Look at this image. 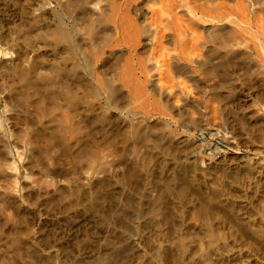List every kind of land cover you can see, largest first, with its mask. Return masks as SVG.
I'll use <instances>...</instances> for the list:
<instances>
[{
	"label": "bare ground",
	"instance_id": "obj_1",
	"mask_svg": "<svg viewBox=\"0 0 264 264\" xmlns=\"http://www.w3.org/2000/svg\"><path fill=\"white\" fill-rule=\"evenodd\" d=\"M39 9L48 11L49 42L40 47L23 35V50L0 63L9 80L0 85V229L16 247L2 251L0 264L14 263L22 245L49 242L43 229L29 237L44 217L71 218L86 202L101 225L133 237L131 264L239 259L242 252L221 246L227 232L239 236L230 226L237 214L228 217L233 206L227 213L231 203H223L224 173H216L241 144L264 143V0H46ZM32 13L30 30L41 41L43 16ZM246 89L257 102L241 112L237 94ZM21 124L19 144L12 130ZM252 163L236 167L231 192L264 188L261 162ZM142 187L144 205L131 197ZM117 188L115 209L106 194ZM30 254L28 264H42ZM130 254H116L117 264H128Z\"/></svg>",
	"mask_w": 264,
	"mask_h": 264
},
{
	"label": "rangeland",
	"instance_id": "obj_2",
	"mask_svg": "<svg viewBox=\"0 0 264 264\" xmlns=\"http://www.w3.org/2000/svg\"><path fill=\"white\" fill-rule=\"evenodd\" d=\"M44 4H46V0H30V1L29 0H0V52H1L0 63L2 61H5L4 60L5 57L3 58V56L4 55L6 56L7 52H8L7 56L9 53H10L9 56H11V55L16 56V54L18 55L23 50V48H24V45H23L24 40L22 39L23 35H29L35 39H38L37 44L39 43L38 46H40V47H42L41 45H43V46L46 45V42H49L48 37L47 38L45 37V36H47V34H46L47 30L46 29L48 27V20H49L48 19V11L46 9L45 10L39 9L40 11H37L39 6H43ZM34 11H36V13L40 12L43 16V18L37 24L38 28L41 29L42 32L45 34L44 37L41 39V41L39 40L37 34L30 30V27H31L30 22L31 21L29 19L31 18L30 17L31 13ZM45 50L46 49H44V51H43V49H41V51L38 50V54H40V56H42L44 60L47 59V55H46L47 51L45 53ZM6 79L7 78L0 76V85L4 84V82L5 83L7 81L9 82V80L8 79L6 80ZM10 79L12 82L17 81L16 82L17 85L20 84L17 79H15V78H13V79L10 78ZM247 92H248V90L246 89V92L240 91V93L237 94V98L239 99V103H240L238 106H240L239 108H241V110L239 109V111H241V112H242V109L245 107H249V109H250V106H251V109H252V107L255 106V104L257 102V94L254 93V94H252V96H250ZM246 99H247V101H246ZM244 104H246V105H244ZM31 105H32L31 103L28 104V106H26V110H29L30 112H32L33 107H31ZM4 109H5L4 105L1 102L0 103V118L4 117V116H2L4 114V111H3ZM247 110H248V108H246V110H243V111L248 112ZM2 119L4 120V118H2ZM213 124H214V122H212V120H210L208 117V121L206 122V125L209 128L211 127L210 129H214V127H212ZM22 126H23V124L13 127L12 134H14V138L16 140H18V138L20 139V134H21V131L23 129ZM253 135L255 136L256 134L253 133ZM259 137H257V138H259ZM8 142H9L10 148L11 147L13 148L15 141L9 140ZM257 143L262 144V146L259 144L254 145V146H252L253 144L252 145L249 144V146L247 147V146H244L243 144H241L240 147L242 146L241 147L242 152H240V154L237 152L238 155L237 154L229 155L228 161L227 160L225 161L226 166H224L225 168L223 167V171H221L222 170L221 169L219 172L216 173V174L219 173V175H220L221 172H223L225 174L224 175L222 173L224 176L221 175V177L219 176L218 179L220 178L222 181L220 186H221L222 191L223 190L225 191V192H223L224 193L223 195L226 194L225 195L226 197L224 196V198H223L224 199L223 203H227L230 201L229 203L232 204V205L231 204L228 205V203L224 204V205H226V207L224 206L226 209L228 206H230L227 210V213H228L229 209L233 206V208H231L230 212H229L231 214V216H228V217H233V216H236V214H237V216H236L237 219L235 217L236 223L234 221L233 222L234 224L231 223L230 226H232V225H233L232 227L237 226V228L235 227L237 230L242 228V226H245L244 227L245 229L244 228L241 229V231L244 232V230H246V226H250V224L252 222L254 224L256 223V226L251 224L250 231H245L244 234L240 230L237 231L236 229H233L232 231H234L235 235L237 237L239 236L236 241L234 240V238L230 237L231 235L227 232L228 231L227 229H225L222 232L220 230H218L220 233H224L226 231L227 235H229L226 239L229 242L224 241V243H223L221 241L222 247L226 244L223 248H226V246L228 248V246L230 245V247L232 249L234 247L236 252L237 251H238V253L242 252L239 255V259L238 258H233V259L231 258V259L220 260L219 262H217L218 264H264V224H263L264 223V210H263L264 209V188L257 191L253 187L249 191V193H251L250 196H249V193H248V195L246 194V196H245L243 194L239 195L237 192H236L237 193L236 194L235 191H232L235 195L231 192L232 185H233V181H231V179H232V177H234L235 172H237L235 170L236 167L239 168L242 166V164H243V166H245L248 163L253 165L254 163H252V162H257V163L261 162L259 169H260V172L262 175L260 174V176L262 177V179L264 178V160H262V159H264V148H262V147H264V145H263L264 143H261L258 141H257ZM19 144H20V141H19ZM250 147H252V149ZM256 149L258 150V154H257ZM246 151H247V153L249 152L248 155L245 154ZM253 151H254V153H252ZM254 154L255 155L257 154V155L254 156ZM243 155H244V157H243ZM248 156L250 157V159H248ZM231 157L233 159H231ZM233 160H235V161H233ZM238 162H240L242 164L240 165V163H238ZM244 162H245V165H244ZM237 163H238V165H237ZM157 166H159V165H157ZM229 166L231 169L229 168ZM159 167H155V169H154V170H156L155 172L159 171V169H158ZM226 167H228V168L226 169ZM224 169H225V172H224ZM149 170H150V167H149ZM226 170L231 172L232 175H231V173L227 172ZM154 174H155L154 177L158 178L160 176V175H158L159 173H154ZM37 175L38 174H36L35 176H37ZM226 175H227V177H226ZM216 176H218V175H216ZM222 177H223V179H222ZM226 180H229L228 183L232 182L230 187L227 185L228 183ZM234 180H235V178H234ZM21 184H22V186H26L29 183H27L26 179L23 177V178H21ZM222 184H224V185H222ZM225 184H226V188H225ZM144 190L145 189L142 187L137 192L139 195L136 194V192H134L135 194L133 193V195L131 196V193L129 194L128 191H127L128 193L124 192L123 195H125V193H126L127 195H125V196L130 195L131 197L134 198L136 203L144 205V203L146 204V202H147V199L145 202V199L143 198V197H146ZM226 190L228 192H226ZM252 190H254V191H252ZM202 191H203V189H202ZM203 192L205 194L208 193L205 195V196H207V198L210 197L211 199L212 198L215 199L213 196H211L212 194H210L209 191L208 192L203 191ZM258 192L263 193V194H260ZM119 194H121V189H118V188L114 191L112 189V190H109L107 192L106 195L111 202L112 208L116 209V207H118V203L115 201V197L117 198L119 196ZM227 195H228V197H227ZM236 196L237 197L241 196V198H238V200H237ZM113 197H114V199H113ZM243 197H246V198H243ZM233 198L235 199V203H234ZM213 199H212V202L215 201ZM226 199H227V202H225ZM240 199L243 200V202L241 204H240V202L242 200H240ZM245 199H247V200H245ZM112 200L115 202H113ZM66 202H70V201L67 200ZM258 202H260V203H258ZM242 204L245 206L243 207ZM248 205H249V207H248ZM83 206H88V203L87 202L84 203ZM83 206H78L74 211L70 212L69 214L71 216H69V217H71V218H67V214L58 215V217H50L47 219L44 217L42 223H37V225L34 226V228H32L29 237H31L33 239L37 238L40 235V231L43 229L50 236L49 242L47 241L48 243H46V242L38 243L37 241L35 242V240H34L33 244L28 243V246H24V245H22L20 247L17 246V247H19L18 249L21 251L20 252L21 255L19 254L18 256L17 255L13 256L14 258L13 257L12 258L14 259V263L12 262V264H28L29 263L28 256L31 255L30 253L35 254L34 256L38 257V258L36 257L35 260L40 259L39 261L36 260V262H38V263L42 262V264H44V263L45 264H53V263L54 264H83L85 262H87L86 264H88V263L94 262L95 260L99 261L100 259H102L104 257V255H106V258L109 257V258H107L105 264L120 263L121 261L119 259H117L118 257H115V255L116 254L117 255L122 254L126 250L130 254V251L132 250V247H133V245H132L133 244V237L130 236L129 233L126 235L124 233V230L118 226L114 227L112 225H110V226L101 225V222H102L101 218L98 216H95V215H91L90 212H86L84 210ZM252 208L254 211L252 210ZM103 209L105 211L107 210L109 212L108 204H107V208H103ZM238 209H241V210H238ZM260 210H261V212H260ZM238 211H240L241 213ZM232 212H234V213H232ZM251 213H252V215H251ZM253 214H255L256 216ZM247 216H248V218H247ZM252 216H254V217H252ZM0 218H3V217L0 216ZM238 219H240V220H238ZM250 219L251 220L253 219L252 222L251 221L249 222ZM78 222H80V223L78 224ZM94 223L96 224V227L95 228L93 227V229H94L93 230L90 227L93 226ZM237 223H240V225L238 226ZM245 224H247V225H245ZM259 225H260V227H259ZM253 226H255V227H253ZM18 227L22 228L21 226H18ZM22 230H23V228H22ZM235 230L238 233L235 232ZM239 231H240V233H239ZM86 232L92 234L91 241L85 242L84 234ZM251 232H254L255 234L251 233ZM225 234H224V236H225ZM170 235L172 236V233H170ZM170 235H169V237H170ZM245 235L246 236L249 235L250 237L247 238ZM253 236H254V238H253ZM225 237H223V238H225ZM24 238H26V241H27L28 237H25L22 235L18 237L19 241H21L22 243H23ZM251 238L254 239L253 242H252ZM10 239L11 238L8 236V234H6L4 230L0 229V255L2 254V251H7L8 249H14V248L16 249V247L13 245L14 243H12L10 241ZM248 239H249V241H247ZM109 240L112 241L111 244H110ZM222 240H224V239H222ZM231 241H232V243H231ZM238 241H239V243H238ZM236 243H237V245H236ZM247 243H249V244H247ZM11 246H14V247L10 248ZM129 256H130V260H128V264H131L133 262L134 257H136V255L130 254ZM43 260L46 262H43ZM117 261H119V262H117Z\"/></svg>",
	"mask_w": 264,
	"mask_h": 264
}]
</instances>
